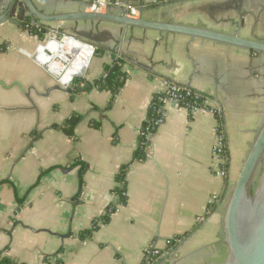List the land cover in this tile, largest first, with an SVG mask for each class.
<instances>
[{"label":"crops","instance_id":"1","mask_svg":"<svg viewBox=\"0 0 264 264\" xmlns=\"http://www.w3.org/2000/svg\"><path fill=\"white\" fill-rule=\"evenodd\" d=\"M82 1L32 0L46 14L91 12ZM128 1L135 18L264 43V0ZM18 14L19 7L12 17ZM41 25L98 51L86 63L75 58L65 66L61 41H48L36 58L46 34L43 40L21 23L0 26V48L6 47L0 51V256L23 264H146L156 247L162 255L150 264L223 261L221 200L264 119V53L109 21ZM115 62L123 81L113 94L99 82ZM42 64L51 72L62 67L66 78L88 67L69 92ZM164 79L220 109L225 177L215 173L221 169L213 153L215 116L171 102H163V122L137 156ZM73 115L81 119L70 136L60 126Z\"/></svg>","mask_w":264,"mask_h":264},{"label":"water","instance_id":"2","mask_svg":"<svg viewBox=\"0 0 264 264\" xmlns=\"http://www.w3.org/2000/svg\"><path fill=\"white\" fill-rule=\"evenodd\" d=\"M17 7H19V14L17 17H12V12ZM27 17H32L35 21H40L41 24L77 20L109 21L119 23L124 27H139L165 33L182 34L264 53V43L259 41L205 28L145 20L141 15L134 18L128 16L125 9L120 14L89 11L46 14L38 10L32 0H0V26L7 21L19 25ZM68 34L76 36L72 33ZM76 37L80 39L79 36ZM122 57L137 65L132 59L126 56ZM76 77H80V75H76ZM72 85L73 81L70 83V86ZM67 90L71 92V87H68ZM263 157L264 119L256 131L238 177L228 187L222 198L225 258L221 262L207 264H264V166L257 184L254 187L251 186L255 171Z\"/></svg>","mask_w":264,"mask_h":264},{"label":"built area","instance_id":"3","mask_svg":"<svg viewBox=\"0 0 264 264\" xmlns=\"http://www.w3.org/2000/svg\"><path fill=\"white\" fill-rule=\"evenodd\" d=\"M147 0H140V3L146 2ZM157 0H154L156 2ZM84 5L88 7V9L91 12H102L105 10H108L110 6L113 7H119L121 9L126 10V14L130 17H134L137 15V8L131 4L128 0H83ZM34 26L36 28H40V23H34ZM47 35V39L45 40L44 44L36 50V58L38 54L40 55L43 53L42 48H44L48 41L51 39L56 41L64 40L65 38H70L73 40L78 41L79 43H82L86 47L90 49V60L93 58L96 52V46L92 42L85 41L82 39L77 38L76 36H73L71 34H68L66 32H61L58 29H52L48 28L45 33ZM49 52V51H48ZM47 55H50V53H46ZM44 55V53H43ZM89 60V62H90ZM38 61V60H37ZM88 62V64H89ZM40 63V62H39ZM41 64V63H40ZM88 64L84 68V70L79 71L78 73L69 75V78L67 79L65 77V72L63 71L62 67H58L55 69V72H51L46 66L43 67L51 73L56 79H58V82L63 88L71 87L70 83L76 78V75H80L82 77L88 67ZM202 95L198 92L183 87L179 84H176L168 79H164L163 81V89L160 93H158L153 102L150 106V114L148 116V120L146 122V126L141 132L140 136L143 141L144 139L151 134L152 129H154L155 126L160 125L163 122L162 118V104L163 102H171L175 105L181 106L185 108L190 114L201 111L204 113H210L215 116L216 123L213 128L214 132V144H213V153L216 158H218L221 162V169L217 170L215 173L218 177H225L228 173V170H226L225 164L228 161V157L226 154V137L224 128L221 122V115H220V109L216 106L210 105L207 103L204 98L201 97ZM217 201L216 196H212L209 200L210 204H214ZM222 201V200H221ZM112 209H109L108 212H110ZM169 242V241H167ZM162 255V253L156 248L152 247L148 250L147 256H146V264H150L152 259H155Z\"/></svg>","mask_w":264,"mask_h":264},{"label":"trees","instance_id":"4","mask_svg":"<svg viewBox=\"0 0 264 264\" xmlns=\"http://www.w3.org/2000/svg\"><path fill=\"white\" fill-rule=\"evenodd\" d=\"M21 27L25 30H28L30 34L37 35L39 38L44 40V33L47 30V27L41 25L40 28H36L34 26V23L32 21V18L27 17L23 22H21ZM5 46L0 48V51L5 50ZM98 49L96 48L95 55L97 53ZM104 73L105 76L102 78V80L99 82L100 86L103 88L109 89L112 91L113 94L117 93V91L120 89L122 83L120 81L121 77L123 76V73L120 71V66L118 63H114L111 66L106 65L104 67ZM203 98V96H201ZM150 113V112H149ZM81 119V116L79 115H73L70 117V119L67 120V123L63 126H60V129H62L67 135H73V130L75 124ZM140 145L139 148L137 149V156L142 157V147L141 145L144 143L142 139H140ZM118 182L123 181V175L122 173L118 176L117 179ZM123 187L119 186L117 187L116 192L118 194L123 193ZM106 221L105 218H102V221ZM0 264H23V263H16L15 261L11 260L8 257H3L0 256ZM45 264H50V263H45ZM57 264V263H56Z\"/></svg>","mask_w":264,"mask_h":264},{"label":"bare ground","instance_id":"5","mask_svg":"<svg viewBox=\"0 0 264 264\" xmlns=\"http://www.w3.org/2000/svg\"><path fill=\"white\" fill-rule=\"evenodd\" d=\"M60 44V54L68 59V61H63L65 66L68 65L69 60L72 61L75 58L80 60L82 63H86L91 56L90 49L76 40L65 38L64 40H61ZM60 57L61 55L57 57V59ZM69 75L71 74H68L67 78H69Z\"/></svg>","mask_w":264,"mask_h":264},{"label":"rangeland","instance_id":"6","mask_svg":"<svg viewBox=\"0 0 264 264\" xmlns=\"http://www.w3.org/2000/svg\"><path fill=\"white\" fill-rule=\"evenodd\" d=\"M263 166H264V157L261 160L260 164L258 165V167L255 171L254 177H253L252 182H251L252 187H254L257 184V181H258V178L262 172Z\"/></svg>","mask_w":264,"mask_h":264},{"label":"flooded vegetation","instance_id":"7","mask_svg":"<svg viewBox=\"0 0 264 264\" xmlns=\"http://www.w3.org/2000/svg\"><path fill=\"white\" fill-rule=\"evenodd\" d=\"M34 23V22H33Z\"/></svg>","mask_w":264,"mask_h":264}]
</instances>
